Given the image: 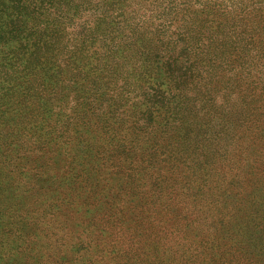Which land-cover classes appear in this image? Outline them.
Instances as JSON below:
<instances>
[{
	"label": "rangeland",
	"instance_id": "1",
	"mask_svg": "<svg viewBox=\"0 0 264 264\" xmlns=\"http://www.w3.org/2000/svg\"><path fill=\"white\" fill-rule=\"evenodd\" d=\"M208 1L238 18L224 32L241 47L229 88L182 90L184 122L142 96L53 87L23 57L19 16L0 21V264H264V0Z\"/></svg>",
	"mask_w": 264,
	"mask_h": 264
},
{
	"label": "trees",
	"instance_id": "2",
	"mask_svg": "<svg viewBox=\"0 0 264 264\" xmlns=\"http://www.w3.org/2000/svg\"><path fill=\"white\" fill-rule=\"evenodd\" d=\"M220 5L208 0H0V21L7 27L8 20L15 21L11 13L19 16L23 57L32 60L35 73L53 72V87L65 79L67 84L79 80L85 89L106 87L123 93L125 106L142 96L152 105V118L184 122L188 115L176 110L182 90L192 86L212 98L229 88L225 75L241 45L224 31L240 24ZM226 21L232 24L225 27ZM19 53L12 50V57ZM109 99L107 113L117 105L115 96ZM139 113L126 108L128 134ZM105 114L94 118L112 119ZM164 132L176 139L187 130Z\"/></svg>",
	"mask_w": 264,
	"mask_h": 264
}]
</instances>
